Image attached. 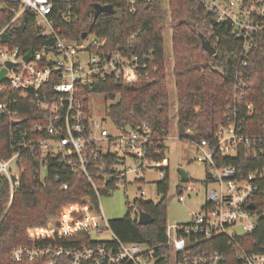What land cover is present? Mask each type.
<instances>
[{"label":"built area","instance_id":"1","mask_svg":"<svg viewBox=\"0 0 264 264\" xmlns=\"http://www.w3.org/2000/svg\"><path fill=\"white\" fill-rule=\"evenodd\" d=\"M57 1L70 0H0V8L6 3L15 5L10 23L29 10L36 16L39 35L50 39L25 51L19 45H0V72L7 68L0 82V114L9 116L14 140L11 155L0 157V187L6 180L12 197L25 170L17 164L18 157L30 151L40 155L41 178L48 175L50 159L63 161L72 171L83 173L100 198L101 188L108 193L113 190V179H117V186L127 181L128 172L141 175L145 166L160 163L145 157L151 139L145 124L118 128V134H111L100 119L92 116L90 94L81 93V89L95 78L109 75L134 83L146 64L139 55L128 54L126 48L112 52L101 49L104 39L95 35L86 43L90 35L75 40L60 34L49 17ZM127 1L134 11L138 0ZM200 1L215 15L217 23L228 25L241 46L234 74L235 92L224 121L214 139L193 141L199 151L196 159L207 169L203 180L206 200L198 212H193L190 222L167 226L168 264H264V65L262 72L255 74L248 69L253 61L264 58V0ZM29 51L32 56L26 60ZM83 54H87V60ZM7 62L13 65L9 67ZM254 77L257 83L260 81V88L254 84ZM22 101L30 103L36 112L28 115L12 109L11 105ZM106 154H112L116 161L108 163ZM127 157L135 161V168L126 167ZM163 172L164 177L167 170ZM55 179L60 180V176ZM60 187L67 189L69 183L62 182ZM186 189L196 191L198 185L188 183ZM178 192L179 201H184V189L178 187ZM141 194H145L143 189ZM78 210L85 213L74 225L69 215L63 226L58 225L59 219L50 221L46 230L32 234H49L55 239L59 232L69 236L87 231L92 238L93 230L103 232L108 228L111 238L78 245L57 240L19 245L12 252L13 260L43 258L42 264H160L149 245L118 239L101 208L94 213L89 203ZM139 211L133 205L134 220L139 219Z\"/></svg>","mask_w":264,"mask_h":264},{"label":"trees","instance_id":"2","mask_svg":"<svg viewBox=\"0 0 264 264\" xmlns=\"http://www.w3.org/2000/svg\"><path fill=\"white\" fill-rule=\"evenodd\" d=\"M94 3H110L114 10L103 12L95 18ZM14 6L6 3L0 8V45H19L25 51L49 42L50 39L39 35L36 16L29 10L20 17V24L10 23L15 15ZM132 7L127 0L57 1L49 17L60 34L68 38L81 40L82 34L86 32L87 35L104 39L101 49L112 52L126 48L128 54L139 55L145 62L142 76L134 83L109 75L105 79L95 78L82 87L81 93L88 96L101 92L106 100H113L107 106L106 113L119 129L139 128L145 124L151 135L145 157L160 163L157 167L167 169L165 140L170 132L171 100L164 45L166 19L170 18L172 29L173 74L177 96L176 132L180 139H214L235 92L234 74L241 43L227 24L216 22L215 15L200 0H168L169 15H165L163 0H138L134 11H131ZM133 33H136L135 37H132ZM200 33L215 45V54H209L202 47ZM263 65L264 58L258 59L248 69L255 74L256 71L262 72ZM254 84L259 88L261 86L260 81ZM29 104L22 101L11 107L21 113L34 114L36 109ZM13 144L9 116L0 114V157H9ZM104 157L111 164L117 159L112 154ZM39 158L40 155L30 151L19 155L17 164L25 170L12 197L7 181L2 180L0 264H42L43 258L14 261L12 252L19 245L55 240L68 245L107 242L90 238L87 231L69 236L59 232L55 239L49 234L31 233L34 230H46L52 217H59L58 225L63 226L65 214L71 208H75L69 217L71 225L83 216L79 207L90 203L94 213L100 211V198L83 173L72 171L63 161L50 159L48 175L41 178ZM56 175L60 176V180L55 179ZM168 177L167 171L156 183L160 197L157 202L139 198L132 203V208L136 205L138 210L152 215L151 223L140 224L130 214L109 219L110 229L118 239L149 245L154 248L160 264H168L170 255V248L166 245ZM116 181L115 178L110 184L113 190L118 187ZM62 182H68L69 187L62 189ZM100 190L101 195L108 194L106 190Z\"/></svg>","mask_w":264,"mask_h":264},{"label":"rangeland","instance_id":"3","mask_svg":"<svg viewBox=\"0 0 264 264\" xmlns=\"http://www.w3.org/2000/svg\"><path fill=\"white\" fill-rule=\"evenodd\" d=\"M163 1L165 6V15H169L170 11L168 7V0ZM166 21L167 25L164 30V45L167 57L166 69L168 73L171 100L170 132L165 140L167 156L165 165L167 166L166 170L168 171L169 176L166 222L167 226H169L174 223L184 224L190 222L193 217V212H198L203 206L206 200V185L203 180L206 177L207 169L204 164L199 163L196 159L199 153L196 144L192 140L180 139L176 132L177 96L175 76L173 74L174 58L172 54V29L170 26V18H167ZM13 24H20V18H17ZM92 39L93 35H90L85 42L88 43ZM82 58L87 60V54H83ZM112 102L114 101L106 100L103 93L94 92L90 94L89 97V108L92 116L95 119H100L103 122L104 127L108 129L111 134L116 135L119 133V130L106 113L107 106ZM12 167L15 170L17 168L15 163L12 164ZM126 167H136L135 161L131 157H127ZM179 168L185 169L189 177L188 180L182 179ZM163 170V168L150 165L145 166V171L141 175H137L136 172H128L126 175L127 181L125 183H120L118 187L110 193L101 195L99 199L100 208L105 214L106 219L109 220L116 217H123L127 214L132 215V203L135 199L142 198L144 200L157 202L160 197L157 193L156 183L163 178ZM137 176L141 177V179L137 178ZM188 183L197 184L198 189L196 191H188L186 189ZM210 186H212L211 183L209 184V187ZM178 187L184 189L186 194V199L182 202L178 199ZM142 189L145 191V194H141ZM74 209L75 208L69 209L66 212L65 217H68ZM58 219L59 217H52L49 219L48 223L50 221L56 222ZM38 231L41 230H34L32 232L37 233ZM91 233L92 238L97 240H108L111 238V232L108 228H106L103 232L93 230ZM78 234H80V232H78Z\"/></svg>","mask_w":264,"mask_h":264},{"label":"water","instance_id":"4","mask_svg":"<svg viewBox=\"0 0 264 264\" xmlns=\"http://www.w3.org/2000/svg\"><path fill=\"white\" fill-rule=\"evenodd\" d=\"M114 6L110 3L107 4H101V3H94V17L97 18L101 13L103 12H113ZM87 36V33L84 32L82 34V38H85ZM202 47L209 53V54H215L216 53V47L211 43V41L202 33H200ZM32 56V51H29L25 58L26 60H29ZM7 65L10 67L13 65L12 62H7ZM7 72V68H3V70L0 72V82L4 78V74ZM180 175L182 179L188 180V174L183 168H179ZM250 207H253L252 205ZM153 221V217L148 212H145L143 210L139 211V219L138 222L140 224H148Z\"/></svg>","mask_w":264,"mask_h":264}]
</instances>
